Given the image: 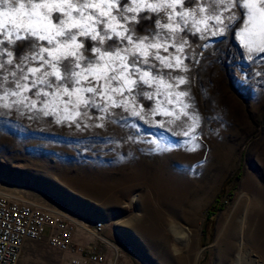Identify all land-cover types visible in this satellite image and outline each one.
<instances>
[{
	"label": "rangeland",
	"instance_id": "rangeland-1",
	"mask_svg": "<svg viewBox=\"0 0 264 264\" xmlns=\"http://www.w3.org/2000/svg\"><path fill=\"white\" fill-rule=\"evenodd\" d=\"M151 23L138 25V34L145 35ZM237 24L205 39L189 34L182 54L187 72L165 68L150 57V64L156 65L153 73L159 69L190 81L173 91L190 88L194 99L184 98L190 105L187 112L196 114L194 106L201 118L194 130L191 119L176 118L184 111L179 104L165 102L158 108L163 96L138 97L128 110L109 107L104 113L90 108L88 117L77 121L80 128L24 108H0V193L46 214L87 225L101 223L106 239L124 253L122 264H180L161 255L160 243L172 241L170 224L195 233L187 249L189 264L197 253L196 264H232L244 208L235 212L220 248L215 242L225 216L247 193L255 200L248 209L244 241L264 263V53H248ZM159 54L178 55L171 46ZM141 87L148 93L156 90L155 85ZM133 108L138 115L132 114ZM147 228L159 236L156 246L146 241ZM225 245L229 256L224 255ZM25 250L50 252L54 260L64 257L35 243ZM32 259L48 264L40 257Z\"/></svg>",
	"mask_w": 264,
	"mask_h": 264
},
{
	"label": "snow or ice",
	"instance_id": "snow-or-ice-1",
	"mask_svg": "<svg viewBox=\"0 0 264 264\" xmlns=\"http://www.w3.org/2000/svg\"><path fill=\"white\" fill-rule=\"evenodd\" d=\"M8 2L0 0V108L55 116L57 123L77 128L90 108L128 110L138 97L163 96L158 108L165 102L179 104L184 111L176 118L188 117L194 130L201 118L194 106L196 114L187 112L190 105L184 98L194 99L190 88L173 91L190 81L159 69L153 73L156 65L150 64L151 57L165 68L189 71L183 63L187 57H182L189 34L205 39L238 22L237 35L248 53H264V0H13L5 7ZM144 21L152 23L141 36L137 26ZM170 46L178 55L159 54ZM33 62L38 66L31 67ZM141 85H155L156 90L148 93ZM116 95L125 98L116 100ZM132 114L139 113L133 108Z\"/></svg>",
	"mask_w": 264,
	"mask_h": 264
},
{
	"label": "built area",
	"instance_id": "built-area-1",
	"mask_svg": "<svg viewBox=\"0 0 264 264\" xmlns=\"http://www.w3.org/2000/svg\"><path fill=\"white\" fill-rule=\"evenodd\" d=\"M103 232L101 223H78L67 216L46 214L0 196V264H20L29 243L43 245L53 254L64 256L59 260L52 258L53 264L124 263V253L103 239Z\"/></svg>",
	"mask_w": 264,
	"mask_h": 264
},
{
	"label": "bare ground",
	"instance_id": "bare-ground-1",
	"mask_svg": "<svg viewBox=\"0 0 264 264\" xmlns=\"http://www.w3.org/2000/svg\"><path fill=\"white\" fill-rule=\"evenodd\" d=\"M0 196H2L3 198L7 199L8 201L15 202V204L23 205V202L21 200H18V199L14 198V197H12L10 195H6V194H3V193H0ZM254 200H255V198H253L250 194L243 193L241 195V197L238 199V201H237V203L235 205V208L232 211H230V213H228L227 216H225V218H224L225 220L222 223L221 228L219 230L215 245L220 248V246H221L220 244L223 242L222 241L223 237L225 236V234L227 232V229H228L229 225L231 224V222L233 220L232 217L234 216L236 211H239L240 207H242V209L244 208L243 209L244 211H243V214H242V220L240 221L239 226H238L239 231H240V234H239L240 235V238H239L240 243L237 242L238 243V245H237L238 247L236 249V255H235V258L233 259V263L232 264H264V263L260 262V258H258V257H256L254 255V252L256 250L253 249L252 247H250L251 248L250 249L249 246L247 244H245V241H244V234L246 232V223H247L246 220H247V217H248V209L253 206ZM250 218H252V217H250ZM177 227L172 226L170 224L168 230H169V233H170V235L172 237V241H171V244H168V243H166L167 240L164 241L162 239L163 241H162V243H160V246H161V249H162L161 255H162L163 259L168 261L169 263H173V262L177 263V261H178L180 264H189L191 256L189 255L187 249H188V244H191V243H189V240H190V238L192 240H194L193 237L195 236V233L192 232L189 228L185 229L183 227L184 228L183 229V228L179 227L180 228L179 229ZM147 229L148 230H145L147 232L145 234L146 241H148L149 246L150 245L151 246H156L157 239H159V236H157L155 231H153V230H151L149 228H147ZM103 239L106 240L105 237H103ZM195 239H197V237ZM232 244H233V242H232ZM246 245L248 247H246ZM189 249H190V247H189ZM170 250H172V254L174 253V256L171 255ZM229 250H230L229 246L225 245V249H224L225 253L223 252L224 255L229 256ZM258 253L259 252H257V254ZM199 254L200 253L196 254L195 259L193 261V264L197 263L198 256H200ZM261 259H263V258L261 257Z\"/></svg>",
	"mask_w": 264,
	"mask_h": 264
},
{
	"label": "crops",
	"instance_id": "crops-1",
	"mask_svg": "<svg viewBox=\"0 0 264 264\" xmlns=\"http://www.w3.org/2000/svg\"><path fill=\"white\" fill-rule=\"evenodd\" d=\"M32 248H33V246H32ZM43 252L39 253L38 251H34V252L30 253L29 251L24 250L22 253L21 259H20V264H34L33 263L34 261L32 258L39 260L38 257L43 259L45 261V263L48 262V264H53L52 258L50 257L49 253H46V252L43 253ZM38 254H39V256H38Z\"/></svg>",
	"mask_w": 264,
	"mask_h": 264
}]
</instances>
